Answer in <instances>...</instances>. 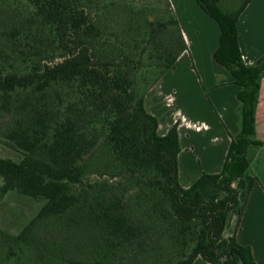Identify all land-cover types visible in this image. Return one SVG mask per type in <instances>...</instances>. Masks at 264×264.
Returning <instances> with one entry per match:
<instances>
[{
    "label": "trees",
    "instance_id": "1",
    "mask_svg": "<svg viewBox=\"0 0 264 264\" xmlns=\"http://www.w3.org/2000/svg\"><path fill=\"white\" fill-rule=\"evenodd\" d=\"M13 1L0 111L11 117L6 136L21 158L0 157V196L17 190L43 204L20 233L0 229V264H124L131 252L147 264H256L235 237L256 182L248 148L263 144L253 134L264 57L246 65L238 40L249 0L232 12L220 0H196L220 26L216 61L242 86V127L223 169L187 188L178 124L158 132L137 81L147 67V84H156L186 50L175 14L122 11L109 23V0ZM59 223L67 240L56 252L41 230Z\"/></svg>",
    "mask_w": 264,
    "mask_h": 264
},
{
    "label": "crops",
    "instance_id": "2",
    "mask_svg": "<svg viewBox=\"0 0 264 264\" xmlns=\"http://www.w3.org/2000/svg\"><path fill=\"white\" fill-rule=\"evenodd\" d=\"M168 1L187 48L147 96V107L157 117L161 135L178 124L179 180L187 188L204 172L219 173L223 169L231 139L242 127V103L238 98L242 86L214 57L221 34L216 19L196 0ZM237 27L243 60L248 66L254 65L264 57V0H249ZM174 92L182 99H174ZM254 127L253 139L263 144L248 148L250 169L256 182L235 237L240 244L250 247L256 264H264V73L260 79Z\"/></svg>",
    "mask_w": 264,
    "mask_h": 264
},
{
    "label": "rangeland",
    "instance_id": "3",
    "mask_svg": "<svg viewBox=\"0 0 264 264\" xmlns=\"http://www.w3.org/2000/svg\"><path fill=\"white\" fill-rule=\"evenodd\" d=\"M95 1V0H94ZM98 0L92 4L95 6ZM110 5L107 9V22H114L115 18L119 16L122 11H130L135 13H145L151 20L169 19L173 10L168 5V0H109ZM244 0H221L220 6L227 12L233 11L240 6ZM18 10L13 0H0V60L2 58V50L7 48V42L3 39L2 32L7 30L9 25L13 22ZM142 14V13H141ZM171 27L170 29H173ZM153 69L142 67L138 76V89L145 93L146 99L149 94H152L157 83H150L146 81L145 77L152 78ZM175 98L182 99L178 93H172ZM11 117L8 114H3L0 111V157L11 158L13 160H20L21 153L16 151L9 143L6 133L10 127ZM97 178V177H94ZM3 180L0 177V186ZM43 201L33 197L24 195L17 190L11 191L6 195L0 196V229L10 234H18L24 226L37 214ZM237 221L234 217L229 231L232 233ZM66 226L62 223L55 225H44L41 230V237L45 242L58 252L61 250L60 246L67 240V234L64 232ZM167 253L166 251L164 252ZM131 252L125 258L124 264H147L149 259L141 256H133ZM23 264V263H22Z\"/></svg>",
    "mask_w": 264,
    "mask_h": 264
}]
</instances>
